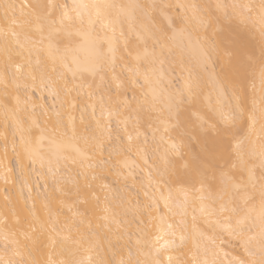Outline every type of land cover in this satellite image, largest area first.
<instances>
[{
  "label": "snow or ice",
  "instance_id": "snow-or-ice-1",
  "mask_svg": "<svg viewBox=\"0 0 264 264\" xmlns=\"http://www.w3.org/2000/svg\"><path fill=\"white\" fill-rule=\"evenodd\" d=\"M0 264H264V0H0Z\"/></svg>",
  "mask_w": 264,
  "mask_h": 264
},
{
  "label": "bare ground",
  "instance_id": "bare-ground-1",
  "mask_svg": "<svg viewBox=\"0 0 264 264\" xmlns=\"http://www.w3.org/2000/svg\"><path fill=\"white\" fill-rule=\"evenodd\" d=\"M16 2H20V0H16ZM46 100H47V97L45 98ZM86 102V97H82V98H80L79 99V102H78V107L79 106H81L83 103H85ZM77 114V116H78V112L76 113ZM13 163H14V161H13Z\"/></svg>",
  "mask_w": 264,
  "mask_h": 264
}]
</instances>
